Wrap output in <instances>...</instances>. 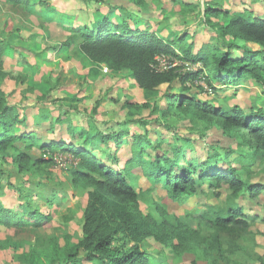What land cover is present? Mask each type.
Here are the masks:
<instances>
[{"label": "rangeland", "instance_id": "374dc122", "mask_svg": "<svg viewBox=\"0 0 264 264\" xmlns=\"http://www.w3.org/2000/svg\"><path fill=\"white\" fill-rule=\"evenodd\" d=\"M35 1L38 0H32ZM46 1L47 5L23 6L0 0V35L8 43L0 64V89L6 92L11 103L20 104V118H27V125L17 128L15 135L28 132L34 137L14 143L20 149L17 152L29 155V168H22V162L16 161V149L9 147L5 153L0 152V200L21 214L27 213L21 205L32 201L33 208L50 217L46 227L0 225V264H33L31 252L43 253L52 238L65 246L67 242L78 243L83 236V216L91 188L74 183V171L83 168L81 159L62 147H42L59 139L73 143L69 125L72 129L86 128L106 134L128 132L124 137L127 141L120 147L115 143H110V148L101 144L95 151L94 155L109 166L123 167L131 158L134 135H142L151 144L146 159L156 152L173 157L174 149L181 147L179 165L188 167L190 161L196 160L200 169L204 161L227 149L235 150L232 158L253 150L219 126L207 128L205 120L190 118L183 109L173 105L168 111L166 93L193 94L199 101L226 110L239 106L246 114L264 108V87L251 77L242 78L232 86L216 81L212 86L202 74L183 81L187 72L203 70L202 64L161 55L155 64L157 69L177 66L181 74L171 84L147 92L137 85L131 71H113L93 63L80 51L81 39L69 47L61 44L72 35L64 27L94 25L104 17L116 22L120 16L126 17L132 26L137 23L143 29L149 26L167 40L174 35H188V43L193 44L192 51L196 54L203 44L216 43L218 37L206 18L207 5L230 11L231 15L252 10L264 16V0H144L143 5L136 0ZM131 15L136 18L131 19ZM210 20L212 24H227L230 18L220 13L211 14ZM236 41L253 50L264 48L245 40ZM233 52L242 55L241 49ZM128 102L137 106L129 110ZM157 105L165 113L157 112ZM61 112L64 121L54 124L51 118ZM107 153L119 158L120 167L116 161L111 162ZM256 155L250 183L264 186L262 153L256 152ZM35 160L40 163L36 165ZM216 165L220 170L228 167L224 159ZM129 181L140 196L138 214L150 221L152 217L163 220L169 229L182 221L197 235L192 238L193 245L187 243L177 251L149 237L142 245L151 255L149 264H264V190L255 195L245 191L235 194L227 181L212 179L199 186L195 194L178 202L167 196L164 184L147 179L139 167ZM23 192L27 195L23 196ZM227 201L242 208L238 219L244 223L216 230L207 222L205 213L208 208ZM156 226L162 237L167 236L166 230L157 223Z\"/></svg>", "mask_w": 264, "mask_h": 264}, {"label": "trees", "instance_id": "16d2710c", "mask_svg": "<svg viewBox=\"0 0 264 264\" xmlns=\"http://www.w3.org/2000/svg\"><path fill=\"white\" fill-rule=\"evenodd\" d=\"M14 4L28 6L32 0H11ZM46 0H38L33 4L47 5ZM143 5L144 0H136ZM212 4V3H211ZM223 13L230 18L227 24L211 23L210 15ZM205 15L209 24L218 33L216 43H205L195 54L193 44L188 43V35H174L167 40L153 31L149 26L143 29L128 23L126 17L117 16L113 22L108 17L95 24H82L64 27L72 35L61 44L69 47L72 42L81 39L80 51L97 65H105L113 71L129 70L133 73L137 85L147 92H154L163 84H171L180 76L179 67L173 66L164 70L157 69L155 64L161 55H171L182 62L192 61L200 63L203 70L187 72L183 81L191 77L204 75L208 83L213 86L216 81L220 85L232 86L242 78L251 77L264 87V48L253 50L246 45H239L236 40H245L264 47V16L256 15L252 10H245L240 14L231 15L230 11L214 9L211 5L205 7ZM135 19L134 15L130 16ZM216 27V28H215ZM8 43L0 35V64L6 54ZM234 49L242 50V55L235 54ZM210 73V74H209ZM217 87L215 86L214 89ZM167 109L173 107L183 109V113L190 118L205 120L207 128L219 126L232 137L240 139L250 147L252 153L240 152L232 158L234 149H227L224 153H217L201 164L197 169L196 160L190 161L188 167L179 165L182 148L174 149V156L166 152H156L155 156L146 159L150 140L142 135H134L131 142V158L124 162L123 167L118 165L119 158L108 154L109 158L120 168L109 166L101 158L94 155L99 145L111 146L110 143L120 145L127 141L128 134L122 130L112 134L101 131H92L86 128L72 129L68 132L73 143L65 139L52 140L42 147L55 149L62 147L69 150L81 159L80 170H75L74 183L76 186L90 187L88 202L83 216V236L76 244L66 243L61 246L56 238L43 248V253L32 251L30 254L33 264H149L151 255L142 249L149 237L171 246L175 251L188 244L193 245L192 238L196 232L187 224L179 221L165 227V222L155 217L152 220L138 214L139 193L129 181L134 170L139 167L147 179L164 184L167 196L174 201H183L197 192L206 180L216 182L227 181L235 194L241 191L252 195L264 190L261 184L250 183L253 176L252 166L257 160L256 152L262 153L264 161V108L251 110L248 114L234 106L226 110L217 108L209 103L199 101L193 94L181 96L166 93ZM19 103H11L5 91L0 89V152L15 147L19 139H33L31 133L15 135L17 128L27 125V118L21 119L18 113ZM137 105L127 103L129 110ZM156 111L165 113L162 106L157 105ZM155 111V112H156ZM62 112L58 117H52L54 124L63 122ZM50 118L49 116H44ZM55 126V125H54ZM110 144V145H109ZM241 145V144H240ZM239 145V146H240ZM93 150V151H90ZM103 150V149H101ZM17 162H22V168H29L30 157L25 152H17ZM114 158V159H113ZM224 159V170L215 168L220 160ZM36 165L40 163L35 160ZM225 166V165H224ZM149 191V190H148ZM23 192V196H26ZM218 195V194H217ZM26 207L27 213L21 214L8 208L0 200V225L46 227L50 217L38 209L33 208L32 201H26L21 207ZM205 213L207 222L216 230L229 224H242L238 219L242 215V208L234 202H224L222 205L212 206ZM158 221V222H156ZM156 223L167 231L162 237ZM167 228V229H166ZM210 239H208L209 241ZM143 250V251H142Z\"/></svg>", "mask_w": 264, "mask_h": 264}, {"label": "crops", "instance_id": "0c3cea01", "mask_svg": "<svg viewBox=\"0 0 264 264\" xmlns=\"http://www.w3.org/2000/svg\"><path fill=\"white\" fill-rule=\"evenodd\" d=\"M141 28V27H140Z\"/></svg>", "mask_w": 264, "mask_h": 264}]
</instances>
